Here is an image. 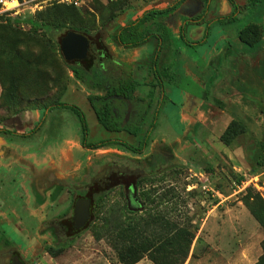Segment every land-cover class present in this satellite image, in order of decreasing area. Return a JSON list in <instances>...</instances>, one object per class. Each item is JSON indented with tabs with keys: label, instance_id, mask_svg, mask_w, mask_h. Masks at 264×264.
Instances as JSON below:
<instances>
[{
	"label": "rangeland",
	"instance_id": "obj_1",
	"mask_svg": "<svg viewBox=\"0 0 264 264\" xmlns=\"http://www.w3.org/2000/svg\"><path fill=\"white\" fill-rule=\"evenodd\" d=\"M6 1L4 10L14 12L4 16L12 23L0 18V153L11 152L0 158V181L19 184L15 188L31 212H26V235L9 223L2 230L25 250L14 247L24 264H124L117 230L127 236L134 217L149 215L159 220L155 226H162L165 236L175 223L196 232L184 264H257L264 254V39L249 48L237 34L248 22L264 26V0H234L237 9L228 0H212L205 19L189 24L185 19L200 8L197 0L159 15L149 31L162 39L157 68L163 93L153 65L158 39L132 49L120 46L117 34L144 11L176 0H81L77 5L21 0L19 6ZM4 10L0 7V15L7 13ZM234 12L233 22L217 23L220 16ZM16 18L21 22L14 23ZM30 19L53 25L34 28ZM74 29L96 46L100 36L109 48L107 59L98 57L95 67L103 62L139 82L136 98L150 109L138 138L108 132L98 123L87 99L104 91L78 81L61 52V39ZM58 102L85 113L89 142L118 138L138 146L148 135L144 151L135 154L115 144L99 152L84 149L80 119L69 108L42 110L45 124L26 136V112ZM22 112L21 125H7ZM232 121L245 132L226 145L221 136ZM104 164L149 173L139 185V209L128 208L119 187L101 194L77 191L98 177ZM49 167L58 169L61 183L40 184L37 193L31 183ZM88 195L93 208L86 229L66 234L50 226L72 218L77 199ZM158 262L168 261L159 255ZM158 262L144 256L136 264ZM0 264H10V258L0 255Z\"/></svg>",
	"mask_w": 264,
	"mask_h": 264
},
{
	"label": "trees",
	"instance_id": "obj_2",
	"mask_svg": "<svg viewBox=\"0 0 264 264\" xmlns=\"http://www.w3.org/2000/svg\"><path fill=\"white\" fill-rule=\"evenodd\" d=\"M188 0H176L175 4L168 9H152L146 11L142 17L136 19L134 22L129 25L122 27L117 34V41L120 45L124 47H137L144 43H146L150 38L154 37V33L149 31L150 23H155L157 20V16L168 11L176 9V7ZM200 3V8L197 13L192 16L189 20L191 21H201L205 18L207 9L209 7L210 0H197ZM233 2L232 0H230ZM1 7V6H0ZM12 13L7 12L5 14H1L0 18H5L4 16H10ZM7 22L12 23V19L7 17L5 18ZM21 22V19H14V23L18 24ZM32 27H49L53 24H38L33 20L27 21ZM227 21L225 19H220L219 23L225 25ZM56 27H62L57 26ZM75 32H80L79 30H72ZM85 35V34H84ZM87 36V34H86ZM207 38V37H205ZM238 41L249 47L255 48L258 46L264 39V26L260 22H249L245 26H243L237 34ZM194 45L195 43H191ZM98 48L91 50L87 59L82 61H73L67 62L69 69L74 73L75 77L80 80L82 83L87 85H92L96 88L102 87L106 83L111 84V94L122 97L123 99L133 100L134 94L139 87V83L137 80L132 77H128L126 79L120 78L118 76L106 75L104 76L97 69L94 72V76L90 73V69L97 68L94 63L96 58L99 56L101 59H107L109 54V49L107 45L103 42L102 38L99 36L98 40ZM101 62L100 64H102ZM111 79V81H110ZM89 101L96 113L97 119L99 123L109 131H129L132 134H138L140 131V121L144 118L145 114L149 110H143V107L140 106L141 99H138V104L136 108V113L133 119L126 125H122L120 120L116 117V112L113 106V101L109 100V97H101V96H91ZM117 102V101H114ZM54 108H69L73 110L79 117L83 129V140L82 145L86 148H100L110 144L119 143V141L115 140H104L98 143H89L87 140L88 136V123L86 120V116L84 112L77 106L67 104L64 102H58L53 106L47 108V110L51 111ZM41 109V108H40ZM46 109V108H43ZM244 127L236 121H232L230 125L227 127L224 134L221 136V141L226 145H230L238 136L244 134ZM146 142L142 143L139 147V150H142ZM120 144V143H119ZM130 214H133V211L129 210ZM144 221V226L140 225ZM159 221L155 219L153 215H149L148 217H134L133 223L131 224V229L129 230V234L127 236H123V231L119 229V224L117 225V234L116 239L123 243L122 248L119 249V259L124 264H136L138 263L142 257L148 256L153 262H158V256L164 255V258L168 261L166 264H184L191 248V244L196 236L195 231H190L186 228V226L182 225L178 226L176 223L173 227L172 233L169 232V235L165 236L166 233L161 231L162 226L156 227L155 223ZM163 222V220H162ZM262 222V221H261ZM263 223V222H262ZM169 225V221L167 217L164 218L163 227H167ZM157 231V233H156ZM166 237H168V241H166ZM125 238L129 239V245L124 246ZM52 256L56 257L57 254L50 253ZM158 264H163L159 263ZM257 264H264V254L263 257Z\"/></svg>",
	"mask_w": 264,
	"mask_h": 264
},
{
	"label": "flooded vegetation",
	"instance_id": "obj_3",
	"mask_svg": "<svg viewBox=\"0 0 264 264\" xmlns=\"http://www.w3.org/2000/svg\"><path fill=\"white\" fill-rule=\"evenodd\" d=\"M211 1L212 0L209 1V7L207 9L206 16L208 14ZM228 1L230 2L232 8L234 7V8L237 9L238 5L236 4V2L234 0H232L233 2H231L230 0H228ZM174 4L175 3H173L172 5L165 6L163 8H158V9H168V8L172 7ZM149 10H152V9H149ZM149 10H146V11H149ZM146 11H144V13ZM171 11H175V9L171 10ZM171 11H168L166 13H170ZM235 14H236V12H234L230 16H228V15H225L223 17L220 16L217 19V23H219L220 19H225L227 21L226 23L233 22L235 20L234 19ZM142 15L137 17L136 19H139L140 17H142ZM157 17L159 18L160 16L158 15ZM158 18L155 21L156 24H158V22L160 20ZM190 18L191 17L185 19V23L186 24H189L191 22H195V21L189 20ZM135 20H133L132 22H134ZM132 22H130V23H132ZM130 23L125 24L122 27H125V26L129 25ZM155 23H150V24H155ZM248 23H246V24H248ZM193 24H195V23H193ZM182 29H183V27H182ZM152 33H154V32H152ZM154 35L155 36L152 37V38L158 39V45H157L158 49H157V52H155V55H154L155 58L153 59V65H154V71H155V74H156V79L158 80V88L160 89L161 93H163V87L164 86H163V83L161 81V74L159 73L158 68H157V61H158L157 56L159 54V49L161 48L162 39L157 37L156 33H154ZM152 38H150L148 41H150ZM89 40H90V50H89V53H90L91 50L96 49L95 47H97V46L95 45L93 40H91V39H89ZM144 44H142V45H144ZM142 45H140V46H142ZM120 46H122V45H120ZM122 47H124V46H122ZM124 48H133V47H124ZM89 53H88V56H89ZM98 57L96 58L94 65L97 63L96 61L98 60ZM75 61H82V60H75ZM71 62H73V61H71ZM96 69L100 73H102L104 76H106L108 74L109 75L114 74L115 76H118V77L123 78V79L131 77V76H128L127 74H124L125 72L123 74H121V73L118 74L117 69H114V68H111V67L109 68V67L105 66L104 64H98L97 68L90 69L89 71H90V73H92V76H94L93 74H94ZM132 78L135 79L134 77H132ZM78 81H80V80H78ZM110 81H111V79H110ZM84 85L88 86L91 90H100V89H102L104 91V93H105L104 95H94V96H101V97H107L108 96L109 100L113 101V106H114V109H115V112H116V117L120 120L122 125L128 124L133 119V117H134V115L136 113L137 105L140 104V106L143 107V110H146V109H148V107H150V105H148L147 107L143 106L144 99L136 98V92L134 94V99L132 101L128 100V99H123L122 97H119L117 95L111 94L110 93L111 84L109 82L104 84L102 87H98V88L92 86L93 84L92 85L84 84ZM90 97H91V95L88 97L87 101H88L90 107L92 108V110L94 111V109H93V107H92V105H91V103L89 101ZM138 99H141L140 103L138 102ZM114 101H117V102H114ZM67 104H69V103H67ZM42 110L45 111L47 109L38 108V109H35V110L31 111L30 113L26 112V136L30 135L32 133H36L45 124V122H46L45 116L43 118L41 117V112H43ZM39 112H40V114H39ZM94 113H95V111H94ZM123 114H124V117H122ZM24 115H25V113L22 112V113H20V115L18 117L9 119V122H8L7 125L11 127L13 125V123H16V122L18 124H20ZM45 115H46V113H45ZM95 115H96V113H95ZM96 118H97V116H96ZM143 119L140 121V127H141V123H142ZM86 120H87V118H86ZM97 121H98V119H97ZM80 123H81V121H80ZM98 123H99V121H98ZM81 127H82V125H81ZM88 129H89V127H88ZM105 130L108 131V132H111V133H117L119 135L125 134L127 136H136L137 138H138L139 132H140L139 131L138 134H132L131 132L126 131V130H123V131H109L107 129H105ZM140 130H141V128H140ZM88 136H89V131H88ZM88 136H87V140H88ZM148 138H149L148 135H146V137L141 141V143L138 146H134L132 144H129L125 140L118 139V138L117 139H104V140L119 141L120 144L116 143L115 145H120L122 147H125L126 149H128L132 153L140 154V153H142L144 151V149H145V147L147 145V142H148ZM82 140H83V129H82L81 146L84 149L96 151V150L103 149V148L106 147V146H104V147H100V148H86V147H84L82 145ZM104 140H101V141H104ZM144 142H146V143H145L143 149L139 150V147ZM89 143H91V142H89ZM95 143H98V142H95ZM110 145H112V144H110ZM0 152H2V149H0ZM3 152L4 153H0V155H1L0 158L6 156L8 153L11 152V150L8 149V150H4ZM89 166H93V165L90 164ZM28 167L31 170H34V167L32 165L28 166ZM49 168L52 169L54 172L53 173L51 172L48 176H45V173L42 172L41 175H36L35 176V180H33V182L31 183V185L33 186V187L31 186V188H33L37 193H39L41 191V188L38 187V185H40V184H43V183L47 184V182H52L54 184L53 185V187H54V186L59 185L61 183V178H57L56 177V173L58 172V169L57 168H51V167H49ZM50 169H48V170H50ZM101 170H102V172H101V174L98 177L92 176L91 182L86 183L85 186H78L77 187V191L78 192L81 191V190H85V191H88V192L95 191V192H98L97 194H101L102 192H107V191L112 190L113 188L119 187V188H121L123 190V192L125 194V197H126L127 203H128V208H130V209H139L141 207V200L138 197V195H139L138 194V190H139V185L142 183V180L146 176H148V174H149L147 171H145L143 169H140V168L139 169H132V170H130V169L129 170L128 169H120L119 166L110 165V164H104L102 166ZM65 177H66V175H65ZM1 181H0V186L3 185ZM11 182H13V185L10 184L12 187H14V188L15 187H19L18 186L19 184L16 185L14 181H11ZM10 185L7 184V186H6V184H5L2 187H0V255H4L5 254L7 257H9L10 258V264H24V262L21 259V256L19 254H17L16 251L14 250V247H17L19 250H21L23 252H25V250H23L16 242H14L10 238V236H8L6 230H2V225L4 223H9L10 225H13V227H15V229L17 228L19 230V232H21L22 234L26 235V224H24L26 222V211H24L22 209V207H24V206L26 207V197L23 195V193L21 192L20 188H18V191H17L16 188H15V190L13 189V191H12ZM7 191H9V193L6 194ZM80 199H89L91 201V206H90L91 219L87 222V224L83 228L76 229L75 228V221L73 219L74 218V210H75L76 203ZM19 203L21 205L20 207H18ZM76 203H75V206H74V209H73L72 218H68L67 217V219H65L66 221H63V222L62 221H60V222H55V221L51 222V223H49L50 226H54V227H56V229H58L59 231H62L63 233H66V234L69 231L79 233L80 231L86 229L88 227L89 223L92 220V208H93L92 198L89 195L85 196V197H80V198L77 199ZM8 205L14 207L15 213L12 214L11 212L8 213L7 211H4V210L8 209L7 208Z\"/></svg>",
	"mask_w": 264,
	"mask_h": 264
},
{
	"label": "water",
	"instance_id": "obj_4",
	"mask_svg": "<svg viewBox=\"0 0 264 264\" xmlns=\"http://www.w3.org/2000/svg\"><path fill=\"white\" fill-rule=\"evenodd\" d=\"M89 50L90 40L82 33L70 30L61 39V52L68 62L87 59ZM90 206L89 199H80L76 203L73 218L76 229L83 228L91 219Z\"/></svg>",
	"mask_w": 264,
	"mask_h": 264
},
{
	"label": "crops",
	"instance_id": "obj_5",
	"mask_svg": "<svg viewBox=\"0 0 264 264\" xmlns=\"http://www.w3.org/2000/svg\"><path fill=\"white\" fill-rule=\"evenodd\" d=\"M135 20V19H134ZM223 40V39H222ZM137 47H141V46H137ZM137 47H133L132 49H136ZM134 53H135V51H134ZM39 114H40V112H39ZM102 149H99V150H96V151H94V152H99V151H101ZM68 160H69V157H68ZM60 165H61V163H60ZM48 169H50V168H47L46 170H45V176H48L51 172L53 173L54 171L52 170V169H50V170H48ZM55 170V169H54ZM56 177L57 178H61L62 177V175H60V172L58 171L57 173H56ZM25 207V206H24ZM24 207H22V209L24 210V211H26V212H31V210L27 207V205H26V207L24 208ZM8 209H6V210H4V211H7L8 213H15V209H14V207L13 206H10V205H8V207H7Z\"/></svg>",
	"mask_w": 264,
	"mask_h": 264
},
{
	"label": "built area",
	"instance_id": "obj_6",
	"mask_svg": "<svg viewBox=\"0 0 264 264\" xmlns=\"http://www.w3.org/2000/svg\"><path fill=\"white\" fill-rule=\"evenodd\" d=\"M21 0H11V2L10 3H14V2H17L18 3V5L17 6H19L20 4H19V2H20ZM67 2H69V3H74V4H79V2H81V0H66ZM5 4H7V1L6 0H0V6H1V9L2 10H4V7H2V5H5ZM15 8H17V7H15ZM14 8V9H15ZM4 12H14V11H12V10H4Z\"/></svg>",
	"mask_w": 264,
	"mask_h": 264
}]
</instances>
